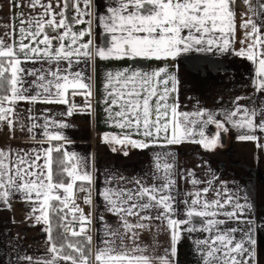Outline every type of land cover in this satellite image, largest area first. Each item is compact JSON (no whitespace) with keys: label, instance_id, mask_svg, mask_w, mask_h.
I'll return each instance as SVG.
<instances>
[{"label":"snow or ice","instance_id":"1","mask_svg":"<svg viewBox=\"0 0 264 264\" xmlns=\"http://www.w3.org/2000/svg\"><path fill=\"white\" fill-rule=\"evenodd\" d=\"M234 2L109 0L106 15L98 19L104 31L111 34V44L99 46L93 39L83 40L92 35L91 9L99 7L94 5V0H74V3L64 0L63 9H75L74 19L67 17L63 9L56 12L52 0L47 4L31 0L29 6H40L43 12L20 20L18 40L5 41L0 37V129L7 126L10 138H15L16 109L21 102L62 104L67 106L64 115L68 117L78 113L91 116L95 111L91 99L92 77L73 70V65L82 59L90 63L125 58L169 61L193 50L231 51L237 27L231 7ZM242 2L252 17L243 19L239 25L245 30L240 41L243 46L234 54L252 62L255 90L264 92V0ZM73 23L87 27L77 33L71 26ZM14 32L15 29L7 35L11 37ZM65 40L69 42L66 44ZM29 63H47L49 67H25ZM170 67L165 63L151 72L124 68L105 73L104 123L121 131L119 134L104 132L101 140L111 145L113 153L121 151L127 156L129 153L123 149L128 147L148 150L186 141L214 151L221 143V134L229 131L228 126L244 130L236 136L237 140L254 141L257 147H264L255 135L257 129L264 132V106L241 105L239 102L244 97L237 96L231 109L221 110L223 119L207 108L181 111L178 66L173 71H169ZM76 96L83 97L82 105L74 102ZM172 97L174 102L169 103ZM28 120L26 131L33 133L34 129L42 128L44 139L38 143L49 146L29 151L0 148V205L11 209L10 201L16 194L35 205L30 218L45 224L50 256L35 261L31 256L17 259L29 264H60L61 261L65 264H178L172 258L178 254L182 233L199 231L208 233L203 239L193 241L200 264H258V225L248 216L255 208L254 199L249 198L251 194L244 195L241 202L239 191L230 190L228 181H218L221 189H216V198L209 200L207 194L213 186L209 180L207 187L187 194L191 199L183 201L185 219L175 218L179 214L174 195L175 153L169 152H155L151 157L155 169L150 173L153 183L146 184L142 178H136L131 181L133 187H106L99 193L107 210L119 217L123 231L109 228L108 238L101 240L103 246H97L93 254L92 236L87 235L92 218L76 204V191L84 192V202L92 204L94 175L86 166L89 157L67 151L65 144L71 142L68 137L61 131L49 130L68 128L66 122L45 117L43 123H37L40 117L31 114ZM209 125L216 128L211 136L205 134ZM20 130L25 131L23 124ZM30 139L35 140V135ZM184 178L193 185L202 183L191 169L184 170ZM112 179L120 183L125 178ZM153 221L160 222L156 225V234L162 228L169 233V248L162 256L146 254L148 246L137 243L140 231H150ZM195 223L201 227H195ZM230 223L235 226H227ZM54 228H67L68 232L54 236ZM125 240L130 243L126 244Z\"/></svg>","mask_w":264,"mask_h":264},{"label":"crops","instance_id":"2","mask_svg":"<svg viewBox=\"0 0 264 264\" xmlns=\"http://www.w3.org/2000/svg\"><path fill=\"white\" fill-rule=\"evenodd\" d=\"M49 0H41V3L47 4ZM74 3V0H71ZM109 0H94L91 9L92 16V35L85 36L84 41L93 39L94 43L99 46H110L111 34L104 31L98 17L106 15V6ZM64 0H52L53 8L56 12L63 9ZM31 0H0V37L5 41L11 39H19L20 20L29 17L38 16L43 12L40 6L30 7ZM19 5V6H14ZM83 8V4H81ZM236 15V33L233 48L229 52H220L216 49L211 51L197 52L191 51L182 54L177 60L156 61L145 58H125L123 60H108L94 63L85 62L83 59L79 64L73 65L74 71H83L85 75L92 77L93 89V108L94 113L89 116L85 114H75L71 117L64 115L66 105L55 103H35L29 104L21 102L16 109L18 120L15 131V138H10L11 133L7 126L0 129V148L7 150L9 147L13 151H29L31 149L47 148V143L41 144L38 141L44 139L43 129L36 128L33 133L26 131L30 124L28 120L29 114L40 117L37 123H43L44 118L56 121H64L69 127L65 129L50 128V131H61L67 136L70 143L65 144V148L69 152H76L83 157H89L87 167L93 172L94 181L92 188L94 189L95 198L91 205L84 202V206L80 207L84 210L85 215H90L92 223L87 235L92 236L93 254L97 246H103L101 240L108 238L106 233L108 229L116 230L120 227L119 217L107 210L106 202L99 194L106 187H133L132 180L142 178L146 184L153 183L151 172L155 171L151 164V157L155 152L175 153V178L177 184L175 193L177 200V208L179 214L177 219H185L184 203L185 199H191L187 196L190 192H195L207 187L209 180L213 181L212 189L207 194L209 200L216 198V189H221L218 181H228V187L232 191H239L241 202L246 194H251L250 199H254L255 208L253 212L248 213L249 218L255 219L259 227L260 223L264 225V163L260 165L259 155L256 151V142L239 141L236 136L244 130H238L229 127V131L225 133V140L214 150L207 151L202 146L184 142L179 145L154 146L148 150H138L133 148H125L129 154L124 156L121 151L113 153L111 145L105 144L101 140L104 132L120 133V129L112 127L104 123V82L105 73L112 71L113 73L130 68L133 70L151 72L153 69L164 66L168 63L171 67L169 71L177 69L180 79L179 103L180 110L192 112L197 108H207L215 111L218 119H223L221 110L225 107L231 109L232 101L235 97L240 96L244 99L240 100L241 105L249 107L253 105L264 106V92L255 90L253 80L255 79L254 65L246 58L236 56L234 51H238L243 45L240 41L244 39V29L239 25L243 19L252 17V13L247 11V5L242 0H235L231 4ZM65 15L70 19H74L76 11L74 8L63 9ZM23 14V16H21ZM47 19V17H45ZM88 17H85L87 19ZM59 19V17H57ZM11 25V27H8ZM72 28L77 33L86 28V24L73 23ZM24 27H28L27 24ZM11 37L7 35L12 33ZM264 31V29H262ZM51 34V33H50ZM28 41L26 40L25 43ZM69 41L65 40L67 44ZM56 46V42H54ZM66 67V62L63 63ZM27 68H48L47 63H37L35 65L26 64ZM55 67V65H52ZM197 69V70H194ZM251 102H250V99ZM175 97L169 99V103L174 102ZM31 110V113H29ZM259 117H257L258 121ZM25 126V131L20 130V125ZM215 125H209L205 129V134L211 136L215 133ZM260 133L264 138V132L259 129L255 131V135ZM35 135L36 139L30 137ZM199 138V137H197ZM258 150V149H257ZM264 159V157L262 158ZM256 160L258 162L256 163ZM42 163V161H41ZM255 164V166H254ZM194 170L197 178L202 181L198 185H193L188 179L184 178V170ZM162 173H157L160 175ZM214 174V175H213ZM113 177H124V181L116 183ZM79 185V182H77ZM261 185V186H260ZM11 209L0 205V264H29L28 261L17 259L18 257L31 256L34 261L41 258H49L47 233L44 231L45 224L37 222L31 217V209L35 205L25 202L20 194H16L10 201ZM76 204L78 200L76 199ZM38 214V213H37ZM155 215V213H153ZM101 217L103 220L101 221ZM223 218V217H220ZM133 221L135 218H131ZM200 218H196L198 221ZM159 221L152 222L151 230L140 231L137 243L143 242L148 246L146 254L154 256H162L165 249L169 248V233L163 228L157 233L156 225ZM195 227L200 228L201 224L195 223ZM229 227L234 224L227 225ZM182 227H187L182 226ZM78 230V226H77ZM139 231V230H138ZM208 233L204 232H183L181 240L178 244V254L175 258L178 264H200L199 254L195 252L194 240L203 239ZM239 236V234H237ZM256 239L258 242V264H264V226L262 230H257ZM117 241V245H119ZM125 243H130L125 240ZM60 264H65L61 261Z\"/></svg>","mask_w":264,"mask_h":264},{"label":"built area","instance_id":"3","mask_svg":"<svg viewBox=\"0 0 264 264\" xmlns=\"http://www.w3.org/2000/svg\"><path fill=\"white\" fill-rule=\"evenodd\" d=\"M92 99V103H93V97L91 98ZM74 102L77 104V105H82L83 104V97L81 96H76L74 98ZM84 196H85V193L84 192H80V191H76V199L78 200V205L80 207H83L84 206V202H83V199H84ZM91 196H92V202L95 198V193H94V189L92 188V193H91ZM61 231L63 233H67L68 232V229L67 228H62Z\"/></svg>","mask_w":264,"mask_h":264},{"label":"rangeland","instance_id":"4","mask_svg":"<svg viewBox=\"0 0 264 264\" xmlns=\"http://www.w3.org/2000/svg\"><path fill=\"white\" fill-rule=\"evenodd\" d=\"M257 122H259V119H258ZM257 130H256V132H257ZM257 134H258L257 137L259 138V144L260 145H264V138H263V136L259 132ZM255 145H256V151L258 152V155L260 157L258 159L259 162H258V160H256V163L258 162L260 165H262L264 163V159H262L264 157V147H257V142H256ZM254 166H255V164H254ZM262 184L264 185V181L262 182ZM262 225H263V223H260L259 224V227H257V230H262V227H263Z\"/></svg>","mask_w":264,"mask_h":264},{"label":"trees","instance_id":"5","mask_svg":"<svg viewBox=\"0 0 264 264\" xmlns=\"http://www.w3.org/2000/svg\"><path fill=\"white\" fill-rule=\"evenodd\" d=\"M56 142H53V144H55ZM54 157L57 155V154H53ZM53 222L55 223V218H53ZM62 228H54V231H53V235L56 236L58 233L62 232L61 231ZM70 240H76V239H82V238H73V237H69Z\"/></svg>","mask_w":264,"mask_h":264},{"label":"water","instance_id":"6","mask_svg":"<svg viewBox=\"0 0 264 264\" xmlns=\"http://www.w3.org/2000/svg\"><path fill=\"white\" fill-rule=\"evenodd\" d=\"M224 140H225V133H222V134H221V143H223Z\"/></svg>","mask_w":264,"mask_h":264},{"label":"flooded vegetation","instance_id":"7","mask_svg":"<svg viewBox=\"0 0 264 264\" xmlns=\"http://www.w3.org/2000/svg\"><path fill=\"white\" fill-rule=\"evenodd\" d=\"M215 128V127H214ZM215 131H216V128H215Z\"/></svg>","mask_w":264,"mask_h":264}]
</instances>
